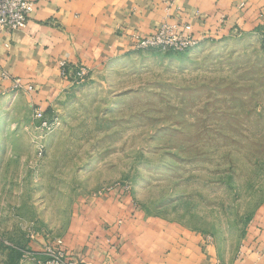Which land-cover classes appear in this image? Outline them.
<instances>
[{"label":"rangeland","instance_id":"rangeland-1","mask_svg":"<svg viewBox=\"0 0 264 264\" xmlns=\"http://www.w3.org/2000/svg\"><path fill=\"white\" fill-rule=\"evenodd\" d=\"M257 5V21L227 17L188 52L131 47L79 68L48 105L0 100V264H37V247L54 241L65 248L90 207H130L202 237L226 263L241 257L264 207Z\"/></svg>","mask_w":264,"mask_h":264},{"label":"crops","instance_id":"crops-1","mask_svg":"<svg viewBox=\"0 0 264 264\" xmlns=\"http://www.w3.org/2000/svg\"><path fill=\"white\" fill-rule=\"evenodd\" d=\"M33 1L27 28L0 34V100L17 95L29 106L48 105L57 86L70 83L79 68L103 67L128 53L135 35L149 36L163 23L185 22L207 38L227 17L231 25L257 21L261 0ZM61 62L67 63V77ZM14 79L25 88L17 89ZM29 86L34 90L28 91ZM131 212L130 207H90V215L77 219L67 234L65 249L80 264H264V207L241 257L232 263L187 229Z\"/></svg>","mask_w":264,"mask_h":264},{"label":"built area","instance_id":"built-area-1","mask_svg":"<svg viewBox=\"0 0 264 264\" xmlns=\"http://www.w3.org/2000/svg\"><path fill=\"white\" fill-rule=\"evenodd\" d=\"M35 8L36 4L33 0H0V34L24 31ZM202 40L203 38L196 35L189 23H163L149 36L135 35L131 47L137 50L155 49L162 52L184 53L197 48ZM60 69L62 76L67 77V63L61 62ZM3 76L6 79L10 78L8 75ZM13 82L17 89L25 88L20 80L14 79ZM26 89L34 90L31 86ZM34 117L43 121L42 109H35ZM40 254L37 264H80L76 257L70 255L64 248L62 241H54Z\"/></svg>","mask_w":264,"mask_h":264},{"label":"trees","instance_id":"trees-1","mask_svg":"<svg viewBox=\"0 0 264 264\" xmlns=\"http://www.w3.org/2000/svg\"><path fill=\"white\" fill-rule=\"evenodd\" d=\"M167 53H174V52H167ZM179 54V53H178Z\"/></svg>","mask_w":264,"mask_h":264}]
</instances>
